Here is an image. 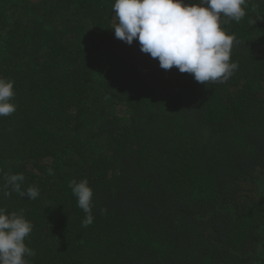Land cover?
<instances>
[{"label": "trees", "instance_id": "16d2710c", "mask_svg": "<svg viewBox=\"0 0 264 264\" xmlns=\"http://www.w3.org/2000/svg\"><path fill=\"white\" fill-rule=\"evenodd\" d=\"M114 3L0 0V208L32 223L28 264H264V0L222 19L238 68L207 84L116 39Z\"/></svg>", "mask_w": 264, "mask_h": 264}, {"label": "clouds", "instance_id": "9594fccd", "mask_svg": "<svg viewBox=\"0 0 264 264\" xmlns=\"http://www.w3.org/2000/svg\"><path fill=\"white\" fill-rule=\"evenodd\" d=\"M247 0H115L112 7V31L116 39L132 45L138 41L140 51L157 59L163 70L177 68L189 73L201 84L226 82L238 68L230 62L235 37L221 27L222 19L239 22L245 16ZM13 82L0 78V117L15 112ZM49 174L52 170L49 169ZM23 174H12L7 185L21 197L35 200V186L21 190ZM77 204L85 213L84 227L93 222L92 189L87 179L69 184ZM5 196L10 192L5 191ZM33 225L23 214L8 213L0 208V264H28L35 256L25 239Z\"/></svg>", "mask_w": 264, "mask_h": 264}]
</instances>
